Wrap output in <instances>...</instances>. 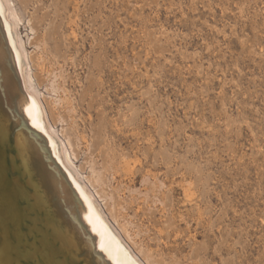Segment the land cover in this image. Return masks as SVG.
I'll return each instance as SVG.
<instances>
[{
  "label": "rangeland",
  "instance_id": "1",
  "mask_svg": "<svg viewBox=\"0 0 264 264\" xmlns=\"http://www.w3.org/2000/svg\"><path fill=\"white\" fill-rule=\"evenodd\" d=\"M12 2L30 92L122 247L264 264V0Z\"/></svg>",
  "mask_w": 264,
  "mask_h": 264
},
{
  "label": "bare ground",
  "instance_id": "2",
  "mask_svg": "<svg viewBox=\"0 0 264 264\" xmlns=\"http://www.w3.org/2000/svg\"><path fill=\"white\" fill-rule=\"evenodd\" d=\"M18 21L12 0H0V264H146L111 232L53 137Z\"/></svg>",
  "mask_w": 264,
  "mask_h": 264
}]
</instances>
